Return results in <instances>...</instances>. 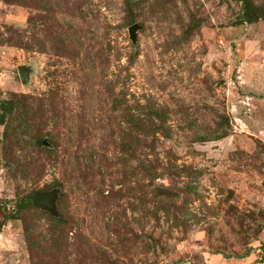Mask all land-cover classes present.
Returning <instances> with one entry per match:
<instances>
[{"label": "rangeland", "instance_id": "374dc122", "mask_svg": "<svg viewBox=\"0 0 264 264\" xmlns=\"http://www.w3.org/2000/svg\"><path fill=\"white\" fill-rule=\"evenodd\" d=\"M241 9L0 0V264H264V19ZM150 108L167 137H127Z\"/></svg>", "mask_w": 264, "mask_h": 264}, {"label": "trees", "instance_id": "16d2710c", "mask_svg": "<svg viewBox=\"0 0 264 264\" xmlns=\"http://www.w3.org/2000/svg\"><path fill=\"white\" fill-rule=\"evenodd\" d=\"M8 2H16V1H20V0H6ZM238 3L241 4L242 9H241V14H240V24H255L257 22H259L260 20L264 19V7L263 6H257L254 4L253 1L251 0H236ZM22 99V100H21ZM28 100H30V98H28L27 96H21L20 100L18 99L16 106L14 105V107L10 106L9 104L5 103V102H1V110L4 112L3 115H6L7 113H11L13 114L14 111L16 110V113L18 112V114L22 111L21 109V104L22 102H26L28 103ZM121 100L122 98H115V101L117 103L116 107L117 109L121 106ZM23 105V104H22ZM129 108V107H128ZM139 109H147V108H143L142 106H139ZM129 110V111H128ZM128 115L129 117H131L133 120L132 121H128L126 129H125V135H127V137L133 136L135 133V127H138L139 129L143 131H146L144 133H146V135L149 137L150 135H155L156 133H162L164 134V136L167 137V127L165 125L164 122V117H165V112L164 111H159L156 110L154 108H150V110H148L149 112L146 114L147 118L146 120H142L141 118H139L138 116H136L135 113L131 112L130 109H128ZM3 118V117H2ZM7 118V117H6ZM137 120L138 123H135L134 125V121ZM5 123V120H3ZM158 121V123L156 122ZM14 122V120L9 117L7 120V125L6 127H8L9 130V126L12 125ZM51 136V134H48V136ZM6 136L8 137L7 133ZM35 144L37 146V148H43V141L41 139H35ZM126 150H130L133 151V146L132 145H126ZM46 151H50L48 149H45ZM145 171L146 173H148L147 175H150L149 172H151V169H149L148 167H145ZM24 203H27L28 207L34 208V201L32 199H27L25 201H23ZM262 250L264 252V244L262 245ZM249 254H247L246 256H242V257H238V259H243L245 257H248ZM230 258V257H228Z\"/></svg>", "mask_w": 264, "mask_h": 264}, {"label": "water", "instance_id": "95a60500", "mask_svg": "<svg viewBox=\"0 0 264 264\" xmlns=\"http://www.w3.org/2000/svg\"><path fill=\"white\" fill-rule=\"evenodd\" d=\"M139 29L138 25H133L129 29L130 37L133 41L136 40V31ZM19 74L22 82L26 79V71L24 68H19ZM57 199L58 191H53L50 193H39L36 196V206L39 209L45 210L51 214L57 213Z\"/></svg>", "mask_w": 264, "mask_h": 264}]
</instances>
